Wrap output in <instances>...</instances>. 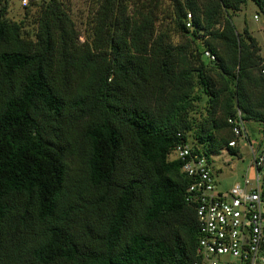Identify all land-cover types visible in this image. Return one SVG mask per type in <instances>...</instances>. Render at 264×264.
Wrapping results in <instances>:
<instances>
[{"label": "trees", "instance_id": "1", "mask_svg": "<svg viewBox=\"0 0 264 264\" xmlns=\"http://www.w3.org/2000/svg\"><path fill=\"white\" fill-rule=\"evenodd\" d=\"M168 1L178 43L156 29L160 0H95L85 36L64 0H32L28 24L0 0V264L196 261L192 179L173 150L236 154L238 110L264 141V54L229 17L203 31L248 0Z\"/></svg>", "mask_w": 264, "mask_h": 264}, {"label": "built area", "instance_id": "2", "mask_svg": "<svg viewBox=\"0 0 264 264\" xmlns=\"http://www.w3.org/2000/svg\"><path fill=\"white\" fill-rule=\"evenodd\" d=\"M23 2L26 4L27 0ZM190 18L188 13L187 27L191 26ZM204 56L215 59L208 49L204 50ZM228 123L234 138L227 145L236 148L239 137L248 139L239 110L228 118ZM262 145L258 154L251 146L252 173L245 174L225 191L217 189L205 155L192 152L189 143L174 147L173 155L182 161L181 171L192 179L186 200L195 207L200 229L194 264H220L224 256L233 260L228 259L229 264H264V141Z\"/></svg>", "mask_w": 264, "mask_h": 264}, {"label": "rangeland", "instance_id": "3", "mask_svg": "<svg viewBox=\"0 0 264 264\" xmlns=\"http://www.w3.org/2000/svg\"><path fill=\"white\" fill-rule=\"evenodd\" d=\"M35 1L40 2L41 0ZM64 2L70 11L71 17L74 19L77 27L82 31L84 36L91 35V27L94 19L93 11L97 6L95 0H64ZM127 4L129 11L135 5L133 0H127ZM8 7V16L11 19L20 20L23 18L25 23L28 24L31 21V13L35 10L36 6L32 3V0H27L26 5H24L23 0H9ZM170 8L171 6L168 0H160L157 12L159 15V21L156 25V29L170 30L172 41L178 43L183 41L184 38H181L173 31V25L169 22L168 18ZM26 9H28L30 15H25ZM229 13L227 14V12L221 10L206 24V29L203 31L220 29L223 25L224 19L229 17L238 32H241L244 27H247L250 33L256 38L260 45V53L263 55L264 17L258 7L251 0H248L241 5L238 11ZM255 15H257V18L254 17ZM206 33L208 32H203V34ZM196 42L200 44L201 49L205 47L202 43L201 37L197 39ZM196 105L197 111L200 110L203 113L205 98L197 101ZM192 114H195V117L198 118L197 112H193L191 115ZM246 125L249 141L246 136L239 137L236 154H232L227 150H221L220 153L212 154L210 156L209 163L218 190H227L235 181L241 180L245 174H251L253 171V168H251V171H248L252 160L251 146L255 154H258L262 149L263 140L260 133V125L258 123L247 122ZM228 259L233 261L230 257L224 256L221 258L220 264H229L226 263Z\"/></svg>", "mask_w": 264, "mask_h": 264}, {"label": "crops", "instance_id": "4", "mask_svg": "<svg viewBox=\"0 0 264 264\" xmlns=\"http://www.w3.org/2000/svg\"><path fill=\"white\" fill-rule=\"evenodd\" d=\"M249 170L251 171V168H249ZM249 170H248V171H249Z\"/></svg>", "mask_w": 264, "mask_h": 264}]
</instances>
